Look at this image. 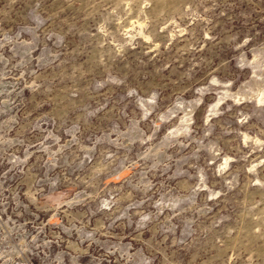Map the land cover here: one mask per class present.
Here are the masks:
<instances>
[{"label": "rangeland", "instance_id": "374dc122", "mask_svg": "<svg viewBox=\"0 0 264 264\" xmlns=\"http://www.w3.org/2000/svg\"><path fill=\"white\" fill-rule=\"evenodd\" d=\"M0 264H264V0H0Z\"/></svg>", "mask_w": 264, "mask_h": 264}]
</instances>
